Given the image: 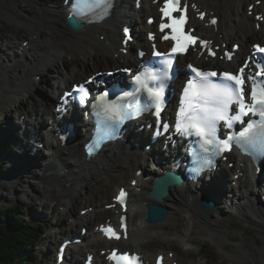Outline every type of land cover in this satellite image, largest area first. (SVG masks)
I'll return each instance as SVG.
<instances>
[{"label": "bare ground", "instance_id": "1", "mask_svg": "<svg viewBox=\"0 0 264 264\" xmlns=\"http://www.w3.org/2000/svg\"><path fill=\"white\" fill-rule=\"evenodd\" d=\"M190 1L196 2L198 12L206 10L208 14L204 21L193 18L192 24L197 27L198 32L202 36L214 39L216 45L228 43L231 39L237 41L241 39V51L245 54L248 45L252 41L264 39V21L261 23L260 29L256 27L257 13L264 11L260 5L256 4L255 9L251 11L249 9L251 3L249 2L248 4V0ZM25 4L27 5L24 7ZM29 6L33 7V14L29 13ZM118 6L123 11L122 15L115 14L113 18L110 17L101 24L87 26L82 30L74 31L66 28L63 22L60 21L61 16H67L69 13L64 0H0V20L8 24L14 21L15 24H18V30L23 32L22 35L26 33L28 35L22 40L28 41L27 45L19 43L21 35H17L18 37L0 36V91L3 94L5 92L0 108L6 105V99L12 100L20 96L22 91L33 92L36 88V79L34 77L33 81L30 82L28 74L31 72H33L32 76L35 73L34 75H38L40 78H43L50 71L59 72L56 76L61 79L60 83L62 85H59L60 87L69 85L78 79L83 80L84 78L80 77L88 76L89 74L87 73L89 71L92 72L94 65L98 66L93 71L96 72L102 70L101 65L117 68L119 67L117 64L121 61L130 63L135 54L132 51L129 55H124L120 52L123 36L119 26L121 27L125 21L133 23V16L139 15L142 18L141 24L145 29L148 28L144 15L150 13L148 7L153 8L154 5H145L141 11H136L135 3L132 8L130 0H119ZM259 7L260 9H258ZM35 11L38 12L34 14ZM215 16L219 17L217 25H213L210 22ZM206 22H209V24ZM22 25L21 29L20 26ZM102 35H106V37L102 38ZM137 37L138 41L141 40L143 44L147 45L148 41L144 40L142 34H137ZM19 45L25 47L19 49ZM4 48L11 51L4 50ZM118 52H120V56L116 57L115 54ZM240 52L237 53V57ZM67 54L72 55L71 60H66ZM21 56L25 59H22ZM200 61L206 63L205 55ZM65 63L66 70H60V64ZM8 84H14L15 89L10 90ZM52 101V97L47 98V105L45 106L48 110V115L41 114L39 122L43 123L49 118L53 119L55 111L49 108ZM19 128L20 121L12 120L11 117H8L4 125H0V130L5 132L18 131ZM31 130L32 128L29 127L27 135L31 133ZM32 134L35 133L32 132L30 137H32ZM125 136L132 137V141L129 142L126 149L119 151L114 145L108 144L99 155L91 159H88L82 148L85 139L84 130H81L78 138L71 142L72 145L61 148L57 145V154L53 157H47L45 159L47 163H42L37 158L38 153L33 152V147L36 144L32 143L29 146V141L26 139L19 142L25 148L24 152L27 151L25 158L22 157V153H18V150L13 148L11 166H15L20 170L23 169V172L25 170V174L27 173L28 175L20 174L18 179H13L7 183L10 184V188L13 190L15 188L18 191L21 189V183H27L30 188L33 187L34 195H31L27 189L22 190L21 193L25 194L27 198L31 196L34 199L42 200L45 204L44 208L53 207L52 203L57 200L60 202L58 207L61 205L64 206V209L73 212L78 199H81L82 195L88 194L94 181H101L105 175H111L114 172L119 174L116 176L119 182L118 186L120 184L121 186L131 185L134 178L140 177L138 187H132L133 197L131 201L136 207L130 214V238L122 239L119 244L117 242L113 244L114 241H109L108 243L94 229L93 224L104 222L102 219L104 215L112 217L113 220L118 216L115 213V209L106 208V204L111 203V201H108L109 197L100 196L95 205H87L85 207L87 214L83 215L73 212V225L83 224L86 226L87 224L90 231L83 244L74 245L72 249L70 248V261L73 262L77 259L73 255L74 251L83 253L84 249L94 251L97 253L98 259H100L102 256L98 252V247L107 248L104 241L107 244H113L112 247L121 246L124 249L142 250L145 259L150 260L151 254L145 251L143 246L133 244L132 236L139 239L143 236L147 239L150 237L152 239L157 234L159 238L164 240L183 238L185 245L192 243L194 230L206 236L216 234L227 238L230 228L225 221L227 215L225 200L231 202L230 204L235 206L237 211L244 214L248 220L264 228V210L256 207L252 200V198H258L260 194L264 193V189L261 190L264 188V164H262L261 174H257L256 169L251 168L250 164L246 162H236L235 167L231 169L223 164V179L219 177L214 182H211L210 179L205 178L201 180L200 185L188 183L182 187H172L170 194L164 201L158 202V204L168 208V216L160 223H148L146 221L148 215L147 204L155 200L148 193L151 183L144 181L143 172L138 174L137 171L139 169H147L149 173H152V171L157 170L156 166H163V164L153 160L149 162L148 158V166L145 168L146 161L142 158V155L155 157L151 154L152 152L147 153L141 146L136 148L137 143L140 145L143 140L148 139L146 132L139 131L135 127H129ZM87 137L89 138V134ZM19 143H16V145L20 146ZM53 146L54 144H51V147ZM172 156H175V153ZM35 165H41V171L34 169ZM98 165L101 167L96 171L95 169L99 167ZM168 165L169 163L165 162V166L167 167ZM28 167L30 168L29 170L26 169ZM50 170L52 171L51 174L47 175L46 173ZM238 171H241L239 176L234 178V173H238ZM60 172H63V175H60ZM30 176L38 178L39 183L29 180ZM258 186L260 187L259 189ZM244 187V191H239ZM206 195H212L214 199V208L210 211L205 210L201 206V199ZM191 197L193 198L191 199ZM236 199L239 200V203L236 202ZM45 211L41 214L46 215ZM34 212L39 214L38 210H34ZM257 216H261L262 220L258 219ZM184 224H188L187 229L179 230ZM171 227L177 228V231L175 235L173 234L174 236L169 238L166 236V230ZM188 229L190 231L186 233ZM93 236L96 237V240H93ZM220 241L222 242V239ZM175 260V258L171 259L170 262L174 264Z\"/></svg>", "mask_w": 264, "mask_h": 264}, {"label": "rangeland", "instance_id": "2", "mask_svg": "<svg viewBox=\"0 0 264 264\" xmlns=\"http://www.w3.org/2000/svg\"><path fill=\"white\" fill-rule=\"evenodd\" d=\"M249 2H254V0H248L247 3ZM26 5L27 4H25L24 7ZM258 9H260V7ZM33 10V7L29 6V13L33 14ZM37 12L38 11H35L34 14H36ZM20 27L22 29L23 25ZM22 33V31L18 30V24H15L14 21H12L11 24H8L7 22H2L0 20L1 37H6L8 35L13 37L21 35L20 39L22 42L24 37L28 36L27 33L25 35H22ZM4 50L10 49L4 48ZM71 57L72 55L67 54L66 60H71ZM95 66L96 65L93 66L92 72L98 67ZM64 67H66V63L60 64V70L64 71ZM108 67L109 65H101L102 69ZM14 73H16V71H14ZM32 73L33 72L28 74L30 82L33 81L35 76V73L33 74V76ZM57 73L59 72L50 71L43 78H41L40 82L37 80L35 84L36 88L33 90V92L22 91L20 96H17L12 100L6 99V105L0 108V115H5L6 117L8 115V117H11L12 120L14 119V116L18 118V116L24 111H30L33 114H39L43 112L45 115H48V110L45 106V103L47 101L45 100V95H43L42 99V95L39 96L38 93L42 90L43 92H46V87L48 86L49 82L53 83L59 81L57 80L58 78H56ZM89 73L91 72L89 71ZM8 86L10 90L15 89L14 84H8ZM4 96L5 92L3 94L0 91V104ZM53 106L54 104L51 103L49 108L53 109ZM1 124L2 123H0V125ZM137 147L139 146H136V148ZM5 160L6 159L2 157L0 158V209L9 207L12 204L20 205L19 213L20 219L23 223H38L40 220H42L45 221L47 225V230H45L42 235V241L36 246V248L30 249L31 251H33L32 257H34V263L38 264H55L56 251L59 243V240H57V238L58 236H60L62 228L64 231L65 229H67L69 232L72 231L73 226L68 225V223L73 222V212L80 214L87 205H95L98 202L97 200L100 196L106 197L108 195H112L119 184L116 177L119 174L118 172H114L111 175H105L101 181H94L91 184L88 194H84L81 196V199H78V202L73 208V212H71L70 210L62 209V207L64 206L59 205L58 207V204H60V202L57 200L52 203L53 207L44 208L45 204L42 202V200L40 201L39 199H34L31 196L27 198L25 194L21 193L22 190L27 189L31 195H34L35 192L33 190V187L30 188L27 183H21L20 191L16 190L14 187V190L10 188V184L7 182L13 179H18L20 177V174H25V170L23 172V169L20 170L15 166H11V163L13 162L11 158H8L6 162ZM100 167L101 166H99L95 170H99ZM26 169L29 170L30 168L28 167ZM36 170L39 171L40 169ZM25 175L28 174L26 173ZM29 180H31L32 182L34 181V183H39V179L36 177L30 176ZM259 188L260 187L258 186V189ZM244 190L245 187L239 191ZM192 198L193 197H191V199ZM252 200L256 207H260L262 210H264V193L260 194L258 198H252ZM236 202L239 203V200L236 199ZM230 203L231 202H227L226 200L224 201L227 212L225 221L227 226L230 228V233L228 234L227 238H223L222 236L216 234L206 236L201 234L199 231L194 230L192 234V243L188 245L184 244L185 242L183 241V238H174V240L170 239V241L164 240L162 238H157V234L155 236L156 238L152 237V239H150V237L147 239L143 236L140 239H135L134 242L138 244L139 242H141L140 244L143 245L147 250H150V252H152L153 250H164V252L168 254L169 250L173 249L179 252L178 256L180 259V264H264V228H261L259 225H255L253 222L248 220L244 216V214H242L241 212L239 213L236 207L232 206ZM132 204L130 212L133 210V208H135V206ZM36 209L38 210L39 214L37 212H34V210L37 211ZM43 211L46 212V215L41 214L43 213ZM48 214L50 215L48 216ZM106 216L107 215H104L102 219H105ZM257 218L262 220L261 216H257ZM188 224H184L179 228V230H184L188 226ZM81 225L82 224H80L76 228L77 231L80 229ZM176 231L177 228L171 227L166 230V236L170 238V236L175 235ZM189 231L190 229L186 230V233H188ZM221 239L222 242L220 241ZM47 250L48 255H46Z\"/></svg>", "mask_w": 264, "mask_h": 264}, {"label": "snow or ice", "instance_id": "3", "mask_svg": "<svg viewBox=\"0 0 264 264\" xmlns=\"http://www.w3.org/2000/svg\"><path fill=\"white\" fill-rule=\"evenodd\" d=\"M92 3L96 6L107 7L109 0H92ZM179 3L180 0H165V5L161 9V12L164 14V16L172 20V23L161 24L162 29L171 28L175 33L178 31V25H181L184 22L183 15H181L178 20L172 18L171 15L172 11L178 10L175 6ZM72 7L74 9L77 8L78 3H73ZM201 18H203V13H201ZM211 23L215 24L216 21L212 20ZM164 38L168 39V37ZM180 38V35L172 36V39L177 41L176 46L171 49L173 53L184 52L186 50V48L180 44ZM186 39L190 41L194 40V38L191 36L186 37ZM202 43L206 44L207 42ZM254 47L258 48L260 52H264V48H261L259 45ZM156 55H160V53H156ZM168 65L171 66V60L168 61ZM258 67L261 66L258 65ZM193 71L201 77L200 88L197 90L196 86L193 84V81L189 80L186 92L189 90L192 91L193 102L191 103V108L198 114L190 117L191 122L184 125V130L194 131L197 136L208 137L206 142L212 144L215 142V128L217 121L223 120L227 123V126L231 128L233 121L240 120L241 116L248 114V112L245 111L243 89L240 88L239 91H237L235 86L232 85L222 86L210 84L205 79V77L207 75H216V73L206 74L200 72L198 69H193ZM164 76H167V72L164 73ZM224 76L228 81H235L236 86L243 84V81L235 75L224 73ZM80 91L86 92V89H84L83 86H80ZM155 95L157 98H159V93H156ZM251 97L253 104L248 106V110L253 114H256L258 111L260 120L258 122L250 121L248 127L241 131L237 137L233 138L232 136H229L227 140L220 141L218 143H221L225 148H228L229 141L235 139L236 144L242 150L246 152L252 150L254 152L264 154V87H262L258 93L255 84H253ZM234 98L240 104V113L236 116L229 117L228 105ZM109 108L116 117L123 119V117H121L117 111L115 103L109 105ZM180 111L181 113H184L185 109L182 107ZM157 115H159V112H157ZM163 127L166 128L167 125H163ZM176 127L177 131H181V124H177ZM254 128H256V131H253ZM125 195L126 193L123 189H121L120 194L116 197V199L119 200L120 203H124ZM106 231L111 233L113 236H116V233L112 228H108ZM117 238L119 237L117 236ZM111 258L118 259V261L125 260L124 256L119 258L112 256Z\"/></svg>", "mask_w": 264, "mask_h": 264}, {"label": "trees", "instance_id": "4", "mask_svg": "<svg viewBox=\"0 0 264 264\" xmlns=\"http://www.w3.org/2000/svg\"><path fill=\"white\" fill-rule=\"evenodd\" d=\"M19 210L16 204L0 209V264H34L30 249L41 241L46 223H23Z\"/></svg>", "mask_w": 264, "mask_h": 264}, {"label": "water", "instance_id": "5", "mask_svg": "<svg viewBox=\"0 0 264 264\" xmlns=\"http://www.w3.org/2000/svg\"><path fill=\"white\" fill-rule=\"evenodd\" d=\"M76 25V23H74ZM183 179L181 177L169 174L167 177H162L157 179L154 190L152 191V196L158 201H164V199L169 195L171 186L181 184ZM202 206L205 210L210 211L213 209V200L207 196L202 200ZM169 214L167 207H164L157 203H151L148 206V221L149 222H160L166 219Z\"/></svg>", "mask_w": 264, "mask_h": 264}]
</instances>
